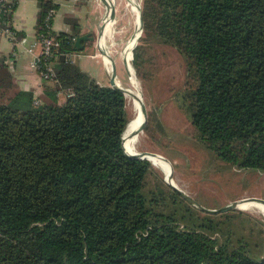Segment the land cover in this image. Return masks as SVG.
I'll list each match as a JSON object with an SVG mask.
<instances>
[{
    "label": "trees",
    "instance_id": "trees-1",
    "mask_svg": "<svg viewBox=\"0 0 264 264\" xmlns=\"http://www.w3.org/2000/svg\"><path fill=\"white\" fill-rule=\"evenodd\" d=\"M37 1V34H46L56 5ZM15 6L6 3L0 27ZM141 14L134 69L149 39L175 49L185 83L173 98L194 143L233 168L264 173V0H142ZM51 33L58 58L37 104L0 58V264H264L261 221L252 244L231 213L221 214L223 228L150 161L125 155L124 93L70 61L79 28ZM163 129L148 112L146 132Z\"/></svg>",
    "mask_w": 264,
    "mask_h": 264
},
{
    "label": "rangeland",
    "instance_id": "rangeland-1",
    "mask_svg": "<svg viewBox=\"0 0 264 264\" xmlns=\"http://www.w3.org/2000/svg\"><path fill=\"white\" fill-rule=\"evenodd\" d=\"M127 1L115 0L113 34L112 37L105 39L106 52L114 59L116 65V82L122 87L129 84V76L121 61L120 53L134 34V18L127 7ZM137 1L141 8L142 0ZM102 21L105 23L104 20ZM143 36L144 33L141 39ZM98 44L99 39L92 44V48L88 45L84 54L80 55L78 52L80 65L86 60L84 56L92 54ZM137 44H140L139 40ZM143 49L145 52L139 73L134 67L133 70L140 84L147 113L156 112L158 121L164 129L161 132L156 131L153 136L147 132L140 134L142 138L139 151L153 152L167 158L173 166L171 179L175 180L177 188L179 187L182 192L207 209L217 210L233 201L243 199L247 201L250 199L264 200V173L257 170L233 168L218 161L194 143L193 127L177 108L173 98L185 83V65L180 55L172 47L161 44L153 38L149 39ZM132 60L133 55L131 57L133 66ZM89 74L93 75L94 72L90 71ZM110 74L109 69L107 74L102 72L104 85H110ZM126 111L128 119L131 120L134 116L133 109L126 106ZM156 169L167 183L161 170ZM225 213H231L234 217L231 225L238 234L251 236L252 244L259 242L257 236L260 229L259 221L264 224V217L260 212L254 209L240 210L238 208L234 211L216 213L217 219L224 222V218L220 216ZM250 216L253 219H249ZM228 224L224 222L223 228ZM259 249L258 246L253 245V254H256Z\"/></svg>",
    "mask_w": 264,
    "mask_h": 264
},
{
    "label": "crops",
    "instance_id": "crops-1",
    "mask_svg": "<svg viewBox=\"0 0 264 264\" xmlns=\"http://www.w3.org/2000/svg\"><path fill=\"white\" fill-rule=\"evenodd\" d=\"M16 6L10 21L11 28L18 33L15 41L9 40L0 34V58L3 57L7 67L15 79L18 87L24 91L32 92L33 95L42 92L49 83H42L38 74L32 68L34 58L39 54L40 44L37 34L38 1L15 0ZM56 5L55 15L50 23L52 32H69L73 24L79 28L80 36L89 34L92 40L83 44L79 54H84L88 45L92 48L99 38L98 34L104 30L103 18L105 7L101 0H51ZM116 12V9L114 8ZM102 38V36H101ZM97 49V50H96ZM95 51L85 55L86 60L80 65L78 53L77 64L79 68L88 73L94 72L93 77L98 84L104 85L102 72L107 74L104 55L96 45ZM82 51V52H81ZM81 52V53H80ZM102 55V56H101ZM114 60V59H113ZM107 86V85H105ZM41 93V94H42ZM40 94V95H41Z\"/></svg>",
    "mask_w": 264,
    "mask_h": 264
},
{
    "label": "bare ground",
    "instance_id": "bare-ground-1",
    "mask_svg": "<svg viewBox=\"0 0 264 264\" xmlns=\"http://www.w3.org/2000/svg\"><path fill=\"white\" fill-rule=\"evenodd\" d=\"M105 2L107 4V8L105 9V14L103 18L105 22L104 30L102 32V38L98 44L101 50L104 52H106L105 39L112 37V34H113L112 24L114 23V20H111L110 18L112 14V7H114V4H115V0H105ZM127 2H128L127 7L134 18L133 19L134 35H136V33L140 30V24H141L140 23V6H139L140 4L138 3L137 0H128ZM138 40L139 39H138V34H137L133 40L129 39L126 42V44L123 47L124 51L122 49V52L120 53L121 61L123 62L124 67L129 76V84L125 87H122L118 82L114 83L115 85L120 86L124 89L127 108L133 109V112H134L133 118L129 120L128 127L126 128V130L123 131V135H122V145L124 147V150L128 154H136L140 152L139 143L142 138V137L140 138L138 135L142 128V123H143V118L140 114V108L142 107V105H144V101L142 97V92L140 90V84L136 79L133 66L131 65L132 52H130L132 47L134 48L136 47ZM126 46L128 47L126 48ZM104 60L110 71V66L112 62H110L107 57H104ZM149 161L153 166L161 170V172L166 177L168 183H172L173 185L176 186L175 180L173 181L170 178V173H169L170 169H169L168 164L161 157L154 155L149 158ZM238 208H240V210H248V209L253 210L254 209L260 212L264 217V202L263 201H260L257 199H254V200L252 199L248 201L245 200L239 204Z\"/></svg>",
    "mask_w": 264,
    "mask_h": 264
},
{
    "label": "water",
    "instance_id": "water-1",
    "mask_svg": "<svg viewBox=\"0 0 264 264\" xmlns=\"http://www.w3.org/2000/svg\"><path fill=\"white\" fill-rule=\"evenodd\" d=\"M101 2L104 4V7L106 9L107 4H106L105 0H101ZM114 15H115V11H114V7H112V14H111V18H110L111 20H114ZM140 23H141L140 24V30L136 33V35L138 34L139 41H141V36L143 34V20H142L141 8H140ZM136 35L133 34L130 39L133 40L136 37ZM101 36H102V32L100 31V34H98V37H97V38H99V41L101 40ZM90 39L92 40V37L89 34H84V35L78 36L75 40V43H74V50L80 51L81 49H83V44L87 40H90ZM127 47L128 46H126V48ZM134 50H135L134 47H132L130 50V52H132V55H133ZM100 51L104 55V57H107L109 59V61L112 62L111 74H110V86L113 88H116V89H118L124 93V89L122 87L114 84L116 82V65H115L114 60H112V58L106 52H104L102 50H100ZM124 96H125V93H124ZM140 114L143 118V123H142V128H141L139 135H138L139 137H140V134H143L144 132H146V127H147V111L145 110V105H142V107L140 108ZM128 124L129 123L126 124L124 130H126V128L128 127ZM121 140H122V138H121ZM124 153H125V151H124ZM125 155L129 158H132V159H141V160H148V161H149V158L151 156L157 155V156L161 157L170 167V171H171L170 178H171V175L173 173V166H172L171 162L167 158H165L164 156H162L160 154L153 153V152H138L136 154H126L125 153ZM167 184L173 190H175L182 198L187 200L191 205H193L197 209H199L203 212H207V213H220V212H226L229 210H236V209H238L239 204L241 202L245 201L244 199L239 200V201H233V202H231V203H229V204H227V205H225L222 208L217 209V210L207 209V208L201 206L196 200H194L193 198H191L190 196H188L187 194L182 192L179 188H177V186L173 185L172 183H168V181H167ZM250 200H252V199H250ZM257 200L264 202V200H261V199H257Z\"/></svg>",
    "mask_w": 264,
    "mask_h": 264
},
{
    "label": "built area",
    "instance_id": "built-area-1",
    "mask_svg": "<svg viewBox=\"0 0 264 264\" xmlns=\"http://www.w3.org/2000/svg\"><path fill=\"white\" fill-rule=\"evenodd\" d=\"M9 1L10 0H0V14L4 10L6 3H8ZM54 15H55V9L54 8L49 9L45 17V22H46L45 24L48 30L46 34H38L40 51L39 54L34 58V61L32 62V68L38 74L40 81L42 83H48L53 81L54 78L53 64L56 62L58 58V56L54 52L57 50V48H59L60 44L59 41L56 40L52 35L51 25H50ZM10 28H11L10 21H7L4 28L0 27V34L6 36L9 40H13L14 35ZM98 48L101 50L99 45ZM69 58L72 63L75 64L77 63L76 61L77 56L75 54H72L71 56H69ZM110 70H111V66H110ZM107 71H108V67H107ZM41 93L38 92L34 94L35 104L39 103V95ZM72 94L73 92L68 90L65 92L64 95L65 97H69Z\"/></svg>",
    "mask_w": 264,
    "mask_h": 264
}]
</instances>
